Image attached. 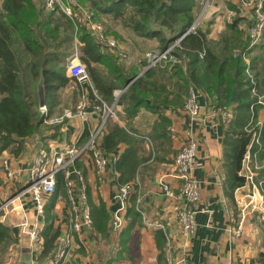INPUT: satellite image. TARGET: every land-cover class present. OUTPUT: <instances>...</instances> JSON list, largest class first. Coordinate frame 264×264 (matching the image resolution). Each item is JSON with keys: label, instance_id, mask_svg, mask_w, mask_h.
<instances>
[{"label": "crops", "instance_id": "obj_1", "mask_svg": "<svg viewBox=\"0 0 264 264\" xmlns=\"http://www.w3.org/2000/svg\"><path fill=\"white\" fill-rule=\"evenodd\" d=\"M229 3L234 6L233 9L230 8ZM214 4L223 10L226 17L220 19L209 17L200 24L202 30H207L208 38H217L224 30L225 22L235 14L243 17L239 27L242 33L248 36V26L252 22L251 14L254 11L252 7L241 6L234 0H214ZM215 10L213 8L210 13ZM126 35L131 41L128 43L129 47L141 43L140 48H142L144 40L150 39L136 35L128 28ZM121 42L126 43L123 38ZM258 42L251 43L250 40L249 46ZM252 53L259 55L255 67L252 68L260 81L264 76L262 62L264 48H255ZM244 60L246 64L250 63L247 56H244ZM135 66L140 68V64ZM130 67L132 66L128 69ZM158 79L165 83L168 89L175 90L173 83L176 77L170 76L167 71L161 70ZM85 85L78 84L80 93L78 98L82 94L86 95ZM127 86L128 83L114 88L113 95L116 97L114 108L118 118L110 117V120L122 127H127L133 142L120 143L114 150L105 152L108 162L101 170L96 169L89 152H85L74 163V167L79 170L81 176L80 179L77 174L74 176L76 188L79 189L80 184L86 188L87 203L92 218L91 226L75 234L70 227L66 191H52L45 197L44 212L40 216L41 227L37 239L33 240L27 234L28 226L23 227L20 222L25 219L30 227L35 217L34 203L26 193L21 194L13 200L11 208L0 211V222L9 227L10 235L14 238L2 248L0 264H17L24 254L22 249L26 247L29 249L30 264H51L54 248L42 256L44 243L41 233L48 223L59 228L54 247L60 236H71L67 254L60 264H168L169 260L179 257L184 247L173 210L174 200L161 191L159 179L162 178L171 186L177 187L178 180L171 174L173 157L180 145L190 136L198 139L193 176L199 185L200 206L207 209L196 213L195 232L185 245V254L190 264H264V155L259 152V149L256 157L260 165L258 168L251 167L249 170L241 163L237 174L244 176V181L240 185L231 187L234 175L231 172L232 166L227 162L224 134L234 114L228 122H221L210 117V99L193 84L189 85L196 89L198 102L204 109L199 119L194 120L188 117L183 107H169L161 110L169 120L166 128L171 131L172 147L176 152L164 154L165 158L158 155L157 159L151 140L146 133L152 122L159 119L158 113L140 106L131 119V123L127 124L130 118L124 110L125 102L119 98ZM259 86L260 89L264 88L263 85ZM58 100L59 102L51 112H48L44 104L46 115L57 114L62 108L69 106V104L64 105L61 90L58 92ZM39 107L38 105L37 109L43 114V120L27 137L20 154L14 155L6 149L0 155V160L8 157L11 168L15 172L13 177H6V179L3 174H0V203L22 189L28 179L32 159L40 149H57L73 143L82 144L80 141L85 129H89L90 133L100 121L99 114L91 112L87 119L74 116L62 123H49L44 120L46 115ZM255 119L262 128L264 105L260 104L256 109ZM245 129L248 130L247 126ZM98 138L102 146L100 134ZM129 145L136 149L137 154L150 155L138 165L129 178L130 180L136 177L138 181L135 188L131 190L123 211V226L119 231H114L111 226L113 214L111 206L116 202L115 191L124 182L120 179L121 171L117 169L115 163ZM57 178L58 174L56 181ZM137 194L141 195L138 204ZM133 198L134 208L138 214L129 210ZM137 205L141 211L137 209ZM104 210L105 216L101 219V212ZM49 213L50 219L47 218ZM156 222L162 223L164 228L154 225ZM236 228L241 229V235L235 234ZM166 235L171 237L170 243Z\"/></svg>", "mask_w": 264, "mask_h": 264}, {"label": "trees", "instance_id": "obj_2", "mask_svg": "<svg viewBox=\"0 0 264 264\" xmlns=\"http://www.w3.org/2000/svg\"><path fill=\"white\" fill-rule=\"evenodd\" d=\"M77 2L93 11L91 18L99 20V17L106 15L112 23H120L136 35L156 39L161 48L188 28L194 20L196 6L195 0ZM69 4L73 9L71 15L57 5L47 9L45 0H0V155L6 149L14 155L20 154L27 137L42 122L43 114L37 109L39 84L43 86L44 104L48 112L59 102L58 92L63 86L70 81L78 86L77 79L65 73L66 57L76 46L92 83L84 87L90 102L103 99L111 103L114 88L128 83L119 97L125 102L124 110L130 118L127 124L131 123L140 106L158 113L159 119L152 122L146 133L157 159L158 155L165 158L164 154L175 153L171 131L166 128L169 120L161 110L183 107L189 85L193 84L205 93L211 104L230 106L234 118L225 128L224 143L227 145V162L232 166L234 175L231 187L242 184L244 176L237 174V170L241 167L251 137V131L246 130L245 126L251 116L253 122L256 121V109L260 106V103H255L256 96L250 91L252 83L245 72L244 56L249 58V64L254 68L259 55L252 52L255 48H264V29L259 42L249 46L250 38L239 27L243 17L238 14L225 22V28L217 38H208L207 30H202L198 25L194 31L183 36L179 46L172 52L174 56L182 57L180 61L164 63V67H149L137 76L141 69L134 66L127 70L119 63L117 55L103 48L88 24L77 20L75 12L78 11V5ZM229 6L234 8L231 3ZM262 10L264 12V0ZM100 65L104 67L103 70ZM161 70L176 77L173 83L175 90L168 89L158 79ZM254 75L260 90L259 85L264 84V76L259 81L255 71ZM110 119L108 117L105 120L100 132L105 152L114 150L120 143L133 142L128 128ZM89 135V129L86 128L80 142L86 141ZM260 139L259 152L264 155V125ZM149 155L137 154L132 145L126 146L115 163L121 171L120 179L124 182L129 180L138 165ZM54 191H65L61 173L58 174ZM130 203L129 210L138 214L134 208V198ZM104 216L105 210L101 212V219ZM47 218H51L50 213ZM58 233L59 228L51 223L45 226L41 233L44 243L42 256L55 249ZM13 240L9 227L0 222V252Z\"/></svg>", "mask_w": 264, "mask_h": 264}, {"label": "built area", "instance_id": "obj_3", "mask_svg": "<svg viewBox=\"0 0 264 264\" xmlns=\"http://www.w3.org/2000/svg\"><path fill=\"white\" fill-rule=\"evenodd\" d=\"M200 1L202 7L200 10H204L208 5V0H196ZM236 4L241 6H250L253 8L252 22L248 26L247 34L251 40V43H256L261 38L264 29V12L262 10L263 0H234ZM69 3H73V0H45V7L47 9L55 8L59 6L66 14L71 15L73 13L72 6ZM76 3V1H75ZM74 3V4H75ZM75 12V11H74ZM78 21H85L88 24L90 30H92L96 38L100 42L105 41L109 46L115 44V40L111 37H107L104 33V27L102 24L93 20L91 16L93 11L88 8H78L75 12ZM197 14L193 22L188 28L177 38H175L170 44L158 50L148 58L147 66H143L140 73L159 61H166L172 59V62L180 61L181 58L174 56L172 52L179 46L180 40L185 34L190 31H194L199 24V17ZM150 52L147 53L149 56ZM65 72L68 77H75L77 81L83 82L89 80V75L86 70V65L80 60L78 51L75 46L74 50L66 57ZM245 72L250 78L252 86L250 88L251 93L256 96L255 103L264 105V88L258 90L256 84V77L254 70L247 62ZM139 73V74H140ZM94 95L98 98V94L93 90ZM198 93L193 87H189L187 95L184 101V111L191 120L199 119L201 111L204 109L198 102ZM101 100V99H100ZM46 115V106L39 107ZM252 108V105H251ZM91 112L101 114L98 125L90 132L88 139L82 144H68L61 148H49L40 149L38 153L32 159L29 171L28 179L25 182L22 189L7 197L1 204L0 210L5 208H11L12 202L15 198L21 194H27L34 203L35 217L30 223L24 219L20 222L23 227L28 226L27 234L31 239H37L38 233L41 227V219L44 212L45 197L54 191L56 186V176L61 173L64 180L65 191L69 204V221L71 230L75 233H81L84 229H88L91 226L92 218L90 207L87 203L86 188L83 184L79 185V189L76 188V181L74 176L77 174L78 179L81 178L79 170L74 167L75 161L81 157L85 152H89L93 159V163L96 169L101 170L108 162V157L102 146L99 143V134L102 131L105 120L108 117L118 118L114 110V103L107 105L104 102H90L87 96L82 94L76 104L73 106H67L62 108L61 111L54 115H46L45 121L49 123H62L68 118L79 116L82 119H87ZM210 117L220 120L221 122H228L233 117V111L230 106L211 104ZM247 129L251 131V139L247 145V149L242 158V166L250 170V168H258L260 165L257 163V153L261 147L260 134L261 125L258 121L253 122V116L247 123ZM198 147V139L190 136L184 141L173 157V171L172 175L178 180L177 187L171 186L164 179H159V185L161 191L174 200L173 210L178 225L179 235L183 241L184 250L176 259L169 260L168 264H190L188 256L185 254L186 242L195 232L196 220L195 215L197 212L207 210L199 202V185L197 180L193 176V169L195 166V155ZM0 170H2L7 178H11L15 175V172L11 168L8 157H3L0 160ZM138 179L127 180L118 186L114 193V199L120 202V206L113 210L111 226L114 231H119L123 226V211L127 205V200L131 190L135 188ZM141 199V195L137 194V204ZM139 211L140 208L137 205ZM159 228H164V225L160 222L154 223ZM26 229V228H25ZM240 228L235 229L236 235H241ZM168 243L171 242V237L166 235ZM70 235H62L58 238L55 250L53 252L50 263L60 264L65 255L67 254L68 247L70 245ZM30 264V263H29Z\"/></svg>", "mask_w": 264, "mask_h": 264}, {"label": "rangeland", "instance_id": "obj_4", "mask_svg": "<svg viewBox=\"0 0 264 264\" xmlns=\"http://www.w3.org/2000/svg\"><path fill=\"white\" fill-rule=\"evenodd\" d=\"M75 1H76V3H75ZM73 3L77 4L78 8H80V7L81 8H84V7L86 8V6L78 4L77 0H73ZM201 7H202L201 2L200 1H196V6H195V9H194V19L196 18L197 14L201 15L199 17V19H198V21H199L198 25H200L202 22H204L209 17L210 18L211 17H218V19H220V18H222L224 16L226 17V14L224 12H222L223 10H221L220 7H218V6H215L214 0H208V5L205 7V9L203 11L200 10ZM213 8L216 9L215 12L210 13L211 12L210 10H212ZM93 20H97V18L93 19ZM97 21H99L102 24V26L104 27L105 35L107 37L113 38L116 41L113 46H109L108 44H106L105 43L106 40L100 42L99 39H97L98 42L103 46V48H107L110 52L117 54L118 62L121 63L122 65H124V67L127 70H128L129 66L134 67L136 64H140V68L139 69L142 70L143 66H145V65L147 66V64L149 62L147 57H152V55L154 53H156L158 50L162 49L161 47H159L158 41L156 39H154V38H151L149 40H144V44H143L142 48H140L141 47V43L140 44H134L133 46L129 47L128 43H130L131 41L129 39H127V35L125 36V33L127 31L126 27H123L122 25H118L117 23H112V21L110 20V17H108L106 15H102L101 17H99V20H97ZM114 32L117 35H115ZM122 38H123L124 41H126V43L125 42H121ZM145 42H146V44H145ZM74 48H75V46H74ZM148 52H150L149 56H147ZM263 58H264V54H263ZM171 60L172 59L169 58V60H166V61H159V62H156L155 64H153L150 67H157L158 65H160L159 67H161V66L164 67L163 64L164 63H168V62L172 63ZM142 62H145V64L142 65ZM262 62L264 63V59H263ZM99 67L102 70L104 69V67L102 65H100ZM78 82L82 83V84H90V85H92L90 77H89L88 81L86 80V81H83V82H80V81H78ZM263 86H264V84H263ZM78 89L79 88L77 87V84H75V83H73L71 81L69 83H67L64 88L61 89L62 98L65 101L64 102L65 106H67L68 104H69V106H73L74 104H76L78 95L80 94ZM260 90H262V89H260ZM115 98L116 97L114 96V98H113L111 103H107V101L103 100V99L100 100L99 102L100 103L104 102L107 105H112L114 103V101H115ZM114 110H115V108H114ZM101 114L102 113H100V115H98L99 118L101 117ZM0 174H3L5 179H6V175H5V173L3 171H0ZM1 183H2V180H1ZM3 185H5L4 182H3Z\"/></svg>", "mask_w": 264, "mask_h": 264}, {"label": "water", "instance_id": "obj_5", "mask_svg": "<svg viewBox=\"0 0 264 264\" xmlns=\"http://www.w3.org/2000/svg\"><path fill=\"white\" fill-rule=\"evenodd\" d=\"M232 97L234 98V91H233V95H232ZM38 105L39 106H42V105H44V90H43V86H42V84H39L38 85ZM120 206V202L119 201H116L112 206H111V208L113 209V210H115L117 207H119ZM23 250V252H24V254L22 255V257H21V260L17 263V264H29V262H30V256H29V254H28V248L26 247V248H24V249H22Z\"/></svg>", "mask_w": 264, "mask_h": 264}]
</instances>
